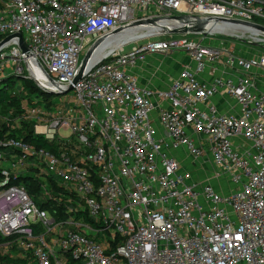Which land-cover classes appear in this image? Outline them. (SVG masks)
<instances>
[{
  "label": "built area",
  "instance_id": "built-area-1",
  "mask_svg": "<svg viewBox=\"0 0 264 264\" xmlns=\"http://www.w3.org/2000/svg\"><path fill=\"white\" fill-rule=\"evenodd\" d=\"M175 15L264 25V0H0V59L27 77L45 71L55 82L44 79L48 91L73 86L74 92L53 109L26 105L24 118L51 149L18 138L2 143L0 234L12 237L4 252L16 244L30 253L29 264H264V92L247 75L264 68V53L247 56L241 48L236 54L222 36L204 43L202 33L193 39L152 25L129 28ZM217 23L207 31L218 33L211 30ZM136 28H144L137 39L106 48L91 62L108 40ZM13 34L22 35L27 53L18 37L4 42ZM103 36L76 80L87 50ZM183 51L196 67H184L166 91L140 87L129 71L149 54ZM218 64L237 72L212 82L198 77ZM220 89L240 114H223L211 103ZM235 138L248 147L241 151ZM171 151L195 159L209 153L235 189L199 187ZM32 169L42 202L53 201L55 213L12 183Z\"/></svg>",
  "mask_w": 264,
  "mask_h": 264
},
{
  "label": "crops",
  "instance_id": "crops-1",
  "mask_svg": "<svg viewBox=\"0 0 264 264\" xmlns=\"http://www.w3.org/2000/svg\"><path fill=\"white\" fill-rule=\"evenodd\" d=\"M250 50L251 48H246V50H244L247 51V56L253 54ZM171 56L174 57V53L149 54L146 56L145 60L138 62V64L135 67L130 68L129 71L137 77L140 87L152 90L154 92L166 91L171 87L174 79L180 75L184 67H196V62L194 59H192V61H185L184 57L182 56L178 60L167 62V64L162 63L164 59L168 61L167 57ZM175 62H178L177 68L173 67ZM6 72H4V74ZM236 72L237 70H233L223 66L222 64H218L216 66H209L206 70L199 73L198 77L201 80L212 82L216 78L234 76ZM247 75L251 77L250 80L254 84V90L259 93L264 92V68H256L253 70V72L248 73ZM155 103L161 107L169 106L167 101L158 98H155ZM211 103L214 104L216 108L223 114H240V106L225 89H220L212 97ZM152 117L158 127L159 135L163 136L164 130L159 121V111L155 110L152 113ZM234 141L241 151H244V149L248 147V143H245L241 138H235ZM171 154L180 160L182 170L184 172L190 173L191 181L199 183V187L205 184H211L218 192L229 190L219 182V177L226 173L214 163L213 158L209 153H206L199 159L189 156L184 151H171ZM226 176L228 180H230L228 174H226ZM235 187L236 186L233 184L231 191L234 190Z\"/></svg>",
  "mask_w": 264,
  "mask_h": 264
},
{
  "label": "trees",
  "instance_id": "trees-1",
  "mask_svg": "<svg viewBox=\"0 0 264 264\" xmlns=\"http://www.w3.org/2000/svg\"><path fill=\"white\" fill-rule=\"evenodd\" d=\"M260 22L264 24L263 21ZM54 95L39 87L33 79L18 72L6 74L0 79V153L4 150L2 143L7 138L23 139L37 148H52V145L45 141L41 135L34 134L33 121L25 119L24 116L26 115V105L53 109L57 105ZM33 171L32 169L30 172L22 174L12 183L23 184L39 206L55 213L58 206L53 201L42 202L41 180L35 177ZM2 179V166L0 165V182ZM57 189L61 190L60 187ZM58 211L60 212L59 217H67L62 208H59ZM11 239L12 237H4L0 234V264H29L33 262L30 253L21 250L16 244L11 246L9 252H4L3 246ZM69 264L82 263L70 259Z\"/></svg>",
  "mask_w": 264,
  "mask_h": 264
},
{
  "label": "water",
  "instance_id": "water-1",
  "mask_svg": "<svg viewBox=\"0 0 264 264\" xmlns=\"http://www.w3.org/2000/svg\"><path fill=\"white\" fill-rule=\"evenodd\" d=\"M176 22L178 23V26L170 28L167 24H165V22ZM217 23V22H222L224 25L226 26H238V27H243V28H249V29H253V30H258L261 33H264V25L262 24H258V23H254V22H245V21H239V20H222V19H218V18H207V19H196L193 21V19L190 16H182V15H175V16H170V17H166V18H154V19H148V20H142V21H138L135 22L133 24H131L129 26V28H133L135 26L138 25H152V26H156V27H161L163 28L167 33L170 34H198V33H202L205 36L208 35H219L225 38H229V39H239L241 40V42L243 41L244 43H249L250 45L260 48L262 50H264V40L262 39H253V40H246L243 39L242 36H239L237 34L234 33H227V32H223L220 31L218 33H212L207 31L208 29V25H210L211 23ZM123 29H118L115 30L113 33L117 34L120 33ZM14 37H18L20 39V45L21 48L24 52H28V47L25 45L22 35L21 34H13L10 35L8 37L5 38L4 42L10 40L11 38ZM107 36H103L101 38H99L86 52L85 57H84V61H83V69H82V73L77 77L76 80H79L83 75H84V70L87 68V66L89 65V62L91 60L92 54L93 52L97 49V47L101 44L102 41H104L106 39ZM43 76L49 80L52 83H55L54 80L45 72L43 71ZM31 79H33L39 87H42V84L33 76L29 77ZM73 90V86H69L66 89H60L58 91L55 90H49V92L51 94H57V95H65L70 93Z\"/></svg>",
  "mask_w": 264,
  "mask_h": 264
},
{
  "label": "rangeland",
  "instance_id": "rangeland-1",
  "mask_svg": "<svg viewBox=\"0 0 264 264\" xmlns=\"http://www.w3.org/2000/svg\"><path fill=\"white\" fill-rule=\"evenodd\" d=\"M182 36L183 35H181V34H175L174 35V37H182ZM187 36L189 38H193V39H202L204 37L203 35H199V34L198 35L197 34H189ZM241 36L243 37V39H246V40H253V38H256V39H264V35L263 34L253 33V32L247 33V34L241 35ZM168 37L169 36L166 35V36H155V37L145 38L143 40H140L139 42H136V43H132V44L127 45L124 48V52L130 51L131 48L134 45H137V44L138 45L146 44V43H149L151 41H158V40H162V39H165V38H168ZM215 37L216 38H220L221 36L215 35ZM206 38L207 39L204 40V43H207V41H209V39L212 38V37L210 35H208ZM224 39L226 41L229 40V41L232 42V46H233L232 49H233L234 53H236V54L237 53H240L241 48H245V49L246 48L247 49L248 48H251V50H250L251 53H262V52L264 53V50H262L260 48H257V47H254V46L250 45L249 43H244L243 41L241 42V40H239V39H234V41H233V39L231 40L229 38H224ZM250 46H252V47H250ZM174 55H175L174 57H172V56L171 57H167V60L168 61H166V59H164L162 63L163 64H167V62L174 61V60H178L181 56L184 57L185 61H192V59H193L192 56H191V54H189L186 51H183V52H175ZM173 65H174L173 66L174 68H177L178 67V62H175ZM4 72H6V73L4 74ZM12 72H15L14 67L10 63H8V62L0 59V78H2L3 76H5L6 74H9V73H12ZM73 95H74V92L71 91L70 93H68V96H66V98L72 97ZM62 97H65V96L57 95V94L54 95V99H55V101H57L56 102L57 104H59V103L60 104H63V103L60 102L61 99H62ZM61 134L64 135V136H70L71 135V130H64V131L61 132ZM219 182H220L221 185H224L225 187H227L229 189L228 191L227 190L226 191H220L221 193L227 194L233 188V182H231L230 180H228L226 174H222L219 177Z\"/></svg>",
  "mask_w": 264,
  "mask_h": 264
},
{
  "label": "bare ground",
  "instance_id": "bare-ground-1",
  "mask_svg": "<svg viewBox=\"0 0 264 264\" xmlns=\"http://www.w3.org/2000/svg\"><path fill=\"white\" fill-rule=\"evenodd\" d=\"M165 24L168 25L169 23L166 21ZM143 29L144 28L129 29V30H127V31L119 34L117 37H114V38L108 40L102 46V48L97 51L94 59L91 62L93 63L98 56H100L101 54H103V52H104V50L106 48L113 49V48H115V47H117V46H119V45H121V44H123V43H125L127 41H131V40L137 39L139 37L138 35H140V33H141L138 30H143ZM211 30L218 31V32H220V31H223L224 32L225 31L227 33H234V34H237L239 36L245 35V34L251 33V32H253V33H259V34H263L264 35V33H261L258 30H253V29L243 28V27H238V26H226V25H224L222 23H217V24L212 25L211 26ZM253 39H256V38H253ZM262 40H264V39H262ZM33 74L35 75L36 79L38 81H40V83L43 86H45V80H44L45 77L41 73H39L37 71L34 72Z\"/></svg>",
  "mask_w": 264,
  "mask_h": 264
}]
</instances>
